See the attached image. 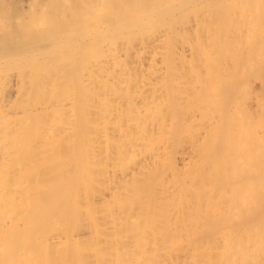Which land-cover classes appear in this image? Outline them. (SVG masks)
<instances>
[{"label": "bare ground", "instance_id": "1", "mask_svg": "<svg viewBox=\"0 0 264 264\" xmlns=\"http://www.w3.org/2000/svg\"><path fill=\"white\" fill-rule=\"evenodd\" d=\"M227 1L0 0V264H264Z\"/></svg>", "mask_w": 264, "mask_h": 264}, {"label": "rangeland", "instance_id": "2", "mask_svg": "<svg viewBox=\"0 0 264 264\" xmlns=\"http://www.w3.org/2000/svg\"><path fill=\"white\" fill-rule=\"evenodd\" d=\"M225 1H227V0H225ZM234 1L235 0H232V2L230 1V0H228L227 1V3H226V5L228 4V2H229V4L230 5H228V6H223V7H225V9H228V10H230L231 12L233 11V19L231 18V21H235V22H233V24L234 25H236V29L234 28V27H232V29H231V31L233 30V28L235 29V30H233V31H242L241 29H242V27H238L237 25H238V23H236V20H237V18L241 15L240 13V11H242V13L243 12H245V9H246V13H248L246 16L243 14V17L245 16V17H247V16H250L249 14H252V13H254L255 14V12H257L258 10V18L257 19H252L253 18V16L254 15H252V16H250L251 17V19L252 20H254L253 21V25L251 26H249L248 25V28H247V31L246 30H243L242 32H240L241 33V35H242V37H240V33H237L236 32V34H238V36L237 35H235L236 37H240V42L241 43H239V38H237V39H235L234 37L235 36H233V34L231 35V34H229V36L231 35V37H229V36H227V38L229 39H227L228 41V46L226 45V49H229V50H226L225 48H224V50H226L227 52L225 53H223V51H220V52H222L221 54H223V56H221V55H219V56H221V58L219 57V59L220 60H222V59H224L225 58V63L227 62H229V64H230V62H236V65L234 64V63H232V65L230 64V65H224V64H222V63H224V61L222 62V63H220V64H222L221 65V67L222 68H220V70L221 71H227L228 72V74H227V77H229V78H232V80H234L235 82H236V85H235V87H237L238 89H241V90H239L240 92L241 91H243L244 92V95H243V97L241 96L242 95V93H241V99L240 100H238V102H232V100H229V102L227 101V102H224L226 105L225 106H223L224 108H223V110H225V111H223L224 112V115H223V112H221L220 111V116H224V117H226L227 116V118L229 117L230 119L233 117V116H229V114L232 112V111H234L235 112V110H238V111H236L235 113H237L238 114V112H239V120L241 119V121L242 122H240L239 124H240V126H242L243 125V127H239V130H243V133H245V135H249V133H251V132H254L253 133V135H256L257 133H258V131L257 130H259V133H258V136H259V134H262V136L264 137V98L262 99V96L264 95V3L262 2V1H260V0H242V1H240V4L238 3L239 1L238 0H236V5H235V3H234ZM238 1V2H237ZM264 1V0H263ZM249 2L251 3V2H254L253 3V5H251V4H249ZM255 2H261V3H263V4H259V6H258V3H257V6L260 8H258V10H253L254 8H255ZM234 3V5H231V4H233ZM255 4V5H254ZM253 8V9H252ZM233 9V10H232ZM251 10L252 11V13H251V11H248V10ZM256 9V8H255ZM238 11H239V15H238ZM238 15V16H236L235 17V15ZM231 15V14H230ZM257 15V14H256ZM260 16V17H259ZM243 17H239V18H242L243 19ZM244 17V19H245V21L243 22V20L242 21H240V23H239V25L240 26H243V28H245L244 27V25H241V22L242 23H245L247 20H248V18H245ZM250 17H249V20L247 21V22H249L250 24H252V22L250 21ZM236 20H235V19ZM238 18V19H239ZM255 18V17H254ZM212 24H214L213 26L216 28H213V26H212V29H214L213 31H214V33H216L215 34V36H217V28H219L218 26H217V24L216 23H213V21H212ZM246 24H248V23H246ZM245 24V25H246ZM240 30H239V29ZM245 28V29H246ZM254 29V30H253ZM219 31H222V30H220V29H218ZM250 30V32H248ZM252 30V31H251ZM212 31V32H213ZM218 31V32H219ZM214 33H212V34H214ZM220 33V32H219ZM218 33V34H219ZM252 33V34H251ZM235 34V33H234ZM263 34V35H262ZM260 35V36H259ZM220 36V35H219ZM226 36V35H225ZM232 36H233V38H232ZM214 37V36H213ZM217 38V37H216ZM215 38V39H216ZM231 38H232V40H231ZM248 38V39H247ZM224 39H225V37H224ZM223 39V40H224ZM244 40V42H243V40ZM251 39V40H250ZM263 39V40H262ZM233 41V40H238V42L237 41H233V42H231V41ZM212 41H213V38H212ZM225 41H226V39L224 40V41H222L221 43H220V46L222 45L223 46V44H225ZM250 41V42H249ZM224 42V43H223ZM231 42V43H230ZM214 43V42H213ZM212 43V44H213ZM230 43V44H229ZM245 43V44H244ZM214 45V44H213ZM238 45L240 46V45H245V47H247V49H243V51L240 49V50H235V48L236 47H238ZM215 46H216V44H215ZM219 46V47H220ZM242 46V47H243ZM224 47H225V45H224ZM241 47V46H240ZM244 47V48H245ZM238 49H239V47H238ZM241 51V52H240ZM219 51H217V52H215V53H218ZM220 52L218 53V54H220ZM218 54H216V56L218 55ZM247 55V56H246ZM246 56V57H245ZM247 63V64H246ZM241 64H242V66H241ZM244 64H245V66H244ZM236 88V89H237ZM240 92H239V94H240ZM238 93H237V97H238V95H239ZM235 96V95H234ZM232 98H234V97H232ZM180 103H182V102H180ZM180 103H179V105H180ZM187 103V102H186ZM215 103H217V102H212V107H213V105L215 104ZM221 103V102H220ZM183 104V103H182ZM218 104H219V102H218ZM185 105V104H184ZM217 105V104H216ZM219 106V105H218ZM221 106V107H222ZM185 107V106H184ZM181 108V106L179 107V109ZM183 108V107H182ZM214 108V107H213ZM216 108V107H215ZM220 107H218L216 110H218ZM185 109V108H184ZM220 109H222V108H220ZM219 109V110H220ZM177 110V109H176ZM214 110V109H213ZM212 110V111H213ZM216 110H214L215 112H217ZM218 110V111H219ZM233 112V114H235ZM213 113V112H212ZM218 114L216 115V116H218ZM222 114V115H221ZM232 114V115H233ZM214 116H215V114H214ZM215 116V117H216ZM214 117V118H215ZM219 117V116H218ZM213 118V120L215 121V119ZM222 118L223 117H219V118H217L216 117V119H218V120H222ZM226 118V119H227ZM229 118H228V120H229ZM234 118V117H233ZM235 118H236V116H235ZM237 119V118H236ZM212 120V121H213ZM225 120V118L223 119V121ZM234 121H235V119H233ZM214 121H213V123H214ZM237 122H234V123H238V119L236 120ZM219 122V121H218ZM217 122V120L215 121V123H218ZM225 123L227 122V121H224ZM223 122V123H224ZM221 123V122H220ZM227 123H231L230 124V126H232L233 128H234V126H235V124H232V121L231 122H227ZM241 123H243L242 125H241ZM229 124H226V126L224 127V128H229L230 126H229ZM217 125V124H216ZM218 125H221V124H218ZM225 125V124H224ZM237 125V124H236ZM213 126H214V124H213ZM227 126H229V127H227ZM239 126V125H238ZM184 127V126H183ZM219 127V126H218ZM232 127H230L231 129H232ZM236 128H237V126H235ZM185 129H187L186 127H184ZM216 128V127H215ZM219 128H223V124H222V126L221 127H219ZM218 128V129H219ZM226 129V131L225 130H219L220 132H221V134H222V137H225V136H227L228 134V130L230 131L231 129H228L227 130ZM213 130V129H212ZM241 130V131H242ZM214 131V130H213ZM213 131H212V134H213ZM218 131V130H217ZM218 131V132H219ZM222 131L224 132V133H222ZM233 131V130H232ZM234 131H236L235 129H234ZM241 131H239V133H241ZM257 131V132H256ZM186 132V131H185ZM215 132H216V130H215ZM219 132V133H220ZM226 132V133H225ZM238 132V131H237ZM229 133H231V135H229L230 136V138L232 137V135L234 136V134L236 133H233L232 134V132H229ZM215 134V133H214ZM213 134V136H216L217 137V135H219V134H217V135H214ZM224 134V135H223ZM236 135H237V133H236ZM238 135H240V134H238ZM242 136H243V134H241ZM244 135V136H245ZM242 136H239V137H242ZM250 136V135H249ZM248 136V137H249ZM257 136V135H256ZM257 136V137H258ZM220 137H221V135H220ZM221 137V138H222ZM247 137V136H246ZM261 136H259V139H262V138H260ZM221 138H219V139H215L216 141L217 140H220ZM227 138H229V137H225V140L227 139ZM233 138H235V137H233ZM236 138H238L237 136H236ZM251 138V137H250ZM250 138H248V139H250ZM244 139V138H243ZM247 138H245V140H246ZM253 139V138H252ZM254 139H256V137L254 136ZM253 139V140H254ZM221 140H223V138L221 139ZM228 140V139H227ZM257 140V139H256ZM263 140V139H262ZM262 140H259V141H262ZM214 141V137H213V140H212V142ZM215 141V143L217 144V142ZM229 141H231V139H229ZM236 142L238 141V139L237 140H235ZM255 141V140H254ZM264 141V140H263ZM221 142V141H220ZM225 142H227V141H225ZM234 141H232V142H228V143H230V145L233 143ZM250 142V141H249ZM248 142V140L246 141V142H241V143H248L247 145H250V143ZM258 142V141H257ZM215 143H213V144H215ZM227 143V144H228ZM253 143V144H252ZM255 143H256V141H255ZM253 141L251 142V144L254 146V145H256V146H254L255 148H254V150H252V153H254V152H256V150H257V146H261V144H263L264 142H260L259 144L258 143H256L255 144ZM237 144V143H236ZM241 145V148H245V146L247 147V145ZM225 145H226V143H225ZM229 145V144H228ZM233 145V144H232ZM238 145H239V143H238ZM216 146V145H215ZM219 146V145H218ZM244 146V147H243ZM263 147L262 148H264V145H262ZM213 147V146H212ZM227 147V146H226ZM226 147L224 146L223 147V150H224V148L226 149ZM236 146H234V148H235ZM249 148H250V146H248ZM247 147V148H248ZM230 148V147H229ZM228 147H227V153L228 154H230V157L232 156V151L229 149ZM241 148H239V149H241ZM253 148V147H252ZM251 148V149H252ZM261 148V147H260ZM215 149V148H214ZM220 149H221V147H220ZM236 149V148H235ZM256 149V150H255ZM259 149V148H258ZM222 150V149H221ZM228 150H229V152H228ZM233 151H234V149H232ZM242 150V149H241ZM248 151L250 150V149H247ZM247 150H246V153H248L247 152ZM262 150V149H261ZM225 151V152H226ZM231 151V152H230ZM245 151V150H244ZM251 151V150H250ZM260 151V150H259ZM259 151H257L258 152V156H256V153H254V154H252L251 153V155H254L253 157L255 158V161L258 159L257 157H259V154L260 153H262V152H260L259 153ZM224 152V155L226 156V153ZM239 152V150L236 152V156H237V153ZM241 152V151H240ZM243 152V151H242ZM264 152V151H263ZM245 153V152H244ZM245 153V154H246ZM227 154V155H228ZM240 154V153H239ZM243 154V153H242ZM264 154V153H263ZM224 155L222 156V158L224 157ZM235 155V154H234ZM249 155H250V153H248V154H246L245 156H244V159H242V157L241 158H237V157H235L237 160L238 159H242L243 161H248L247 160V158L249 157ZM262 154H260V157H262L261 156ZM240 156V155H239ZM243 156V155H242ZM256 156V157H255ZM229 157V155H228V159L230 160L231 158ZM251 157L252 156H250L249 157V160L251 159ZM253 157H252V160H250L251 162H254L253 160ZM259 157V158H260ZM220 158V157H219ZM225 158H224V160L222 159V162H223V165H224V163H225V165L229 162H225ZM233 160H234V158H233ZM242 160H239V162L240 161H242ZM262 160H263V162H264V159H262L261 158V160H260V162H262ZM227 161V160H226ZM235 161V160H234ZM233 161V162H234ZM249 161V162H250ZM258 161V160H257ZM256 161V162H257ZM232 162V161H231ZM236 162V161H235ZM238 162V163H239ZM247 163V164H250V165H253L252 166V168L256 165L257 166V168L256 167H254V168H256V169H259V168H262L263 170H264V166H262V164H263V162L262 163H260V162H258V163H260L261 164V166H259V168H258V164H251V163ZM256 162H254V163H256ZM219 164H221V163H219ZM229 164V163H228ZM232 164V163H231ZM240 164V163H239ZM242 164H244V162L242 163ZM224 165V166H225ZM234 166H236V165H238L237 163L236 164H233ZM234 166H232L233 168H234ZM241 166V165H240ZM245 166V165H244ZM243 166V167H244ZM247 166V165H246ZM225 167H228L229 169H233L230 165H228V166H225ZM242 167V166H241ZM243 167H242V169H243ZM249 167V166H248ZM247 168V167H246ZM247 170H248V168H247ZM249 170L251 171V169L249 168ZM252 170H254L255 171V169H252ZM245 171V170H244ZM249 171V172H250ZM257 171V170H256ZM259 171V170H258ZM258 171H257V174H258ZM260 171L261 172H263L261 169H260ZM243 172V171H242ZM246 172V171H245ZM252 172V171H251ZM261 172H260V174H258L259 176H262L263 175V177H264V172H263V174H261ZM254 173V172H253ZM246 174V173H245ZM254 174H256V173H254ZM256 174V175H257ZM264 180V179H263ZM262 182V181H261ZM262 184H264V181H263V183ZM264 186V185H263ZM263 186H262V188H263ZM263 192H264V188H263Z\"/></svg>", "mask_w": 264, "mask_h": 264}]
</instances>
